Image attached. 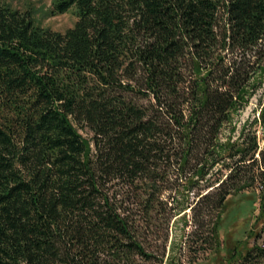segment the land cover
I'll return each instance as SVG.
<instances>
[{"label":"trees","instance_id":"trees-1","mask_svg":"<svg viewBox=\"0 0 264 264\" xmlns=\"http://www.w3.org/2000/svg\"><path fill=\"white\" fill-rule=\"evenodd\" d=\"M69 11L58 32L0 0V264H162L126 205L179 181L219 215L264 175V103L261 140L220 138L264 74V0H52Z\"/></svg>","mask_w":264,"mask_h":264},{"label":"rangeland","instance_id":"rangeland-1","mask_svg":"<svg viewBox=\"0 0 264 264\" xmlns=\"http://www.w3.org/2000/svg\"><path fill=\"white\" fill-rule=\"evenodd\" d=\"M1 1L21 12H30L38 26L53 31L64 32L76 21L71 11L51 15L52 0ZM261 75L247 103L233 115L231 125L221 130L222 141L229 136L236 140L243 128L245 134L255 133L261 140L263 129L254 121L264 103V74ZM79 133L85 138L92 137L86 128L79 129ZM227 173L222 169L220 177ZM172 183L171 190L177 200L173 205L156 204L150 216L137 204L126 205L136 214L142 227L139 236L147 250L162 259V264H239L254 247H264V175L245 190L228 195L219 215L214 208V197L199 200L211 189L197 188L186 194L179 181ZM197 193L201 195L197 197ZM129 197L131 202L133 196Z\"/></svg>","mask_w":264,"mask_h":264}]
</instances>
